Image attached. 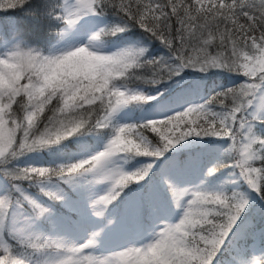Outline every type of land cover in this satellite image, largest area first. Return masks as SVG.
Masks as SVG:
<instances>
[{
  "label": "snow or ice",
  "instance_id": "obj_1",
  "mask_svg": "<svg viewBox=\"0 0 264 264\" xmlns=\"http://www.w3.org/2000/svg\"><path fill=\"white\" fill-rule=\"evenodd\" d=\"M0 12V264H264V0Z\"/></svg>",
  "mask_w": 264,
  "mask_h": 264
},
{
  "label": "trees",
  "instance_id": "obj_2",
  "mask_svg": "<svg viewBox=\"0 0 264 264\" xmlns=\"http://www.w3.org/2000/svg\"><path fill=\"white\" fill-rule=\"evenodd\" d=\"M15 15L18 19H22L21 14L19 12H0V21H3L5 17ZM255 247L257 249V255H259V241H256Z\"/></svg>",
  "mask_w": 264,
  "mask_h": 264
}]
</instances>
